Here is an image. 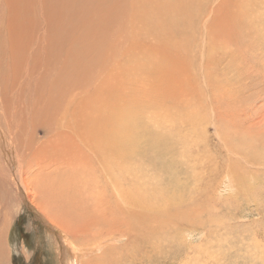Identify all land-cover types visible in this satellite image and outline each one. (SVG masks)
<instances>
[{
	"label": "rangeland",
	"instance_id": "374dc122",
	"mask_svg": "<svg viewBox=\"0 0 264 264\" xmlns=\"http://www.w3.org/2000/svg\"><path fill=\"white\" fill-rule=\"evenodd\" d=\"M10 1V15L15 12V24L20 22L24 30L28 29L27 39L30 36L36 38L45 31L46 15L41 0L39 3L19 0L17 4L22 6L16 11L13 0ZM154 1L162 3L163 8L160 5L152 8L149 0H138L140 5L133 8L137 0H128L129 5H118L119 10L114 11L116 18L123 21L132 17V23L130 20L122 28L115 25L108 30L113 39L119 36L116 40L121 41L115 54L112 49L107 56L118 85L117 89H112L111 99L126 103L129 98L132 104L130 115H127L128 134L131 131H135L131 136L143 131L145 135L147 131L155 132L152 138L163 135V143L167 140V144L174 146L171 151L163 152L165 165L161 180L154 179L149 170L139 172L148 181V187H143L145 190L156 187L170 190L172 182L180 183L175 191H164L152 199L164 203L165 199L174 196L173 206L179 203L180 207L175 212L177 218H184V212H187L184 223L180 221L175 231L172 224L157 233L148 228L149 232L145 229L133 231L122 225L123 210L114 207H108L110 211L93 209V218L74 223L57 210L62 204L56 195H50L48 199L39 196L34 201L24 191L23 199L11 205V200L6 197L7 191L11 190L8 184L2 189L4 193L0 192V233H3L5 249L0 264H60L57 235L68 248L77 251L92 245L98 237L112 233L120 234L124 239L92 255H87L89 248H86L83 258L76 260L77 264H264V0H185V7H180L179 12L168 5L169 1ZM174 3L176 5V0ZM50 7L51 3H48L44 10L50 11ZM57 10L55 16H51L52 21H64L65 17L58 13L60 7ZM142 16L144 20H140ZM95 25L101 24L96 22ZM49 26L53 28L50 22ZM115 30L117 33H113ZM16 31L17 26L13 28L15 35ZM84 33L85 37L89 36L86 27ZM75 34L84 37L77 30ZM123 37H126L124 41ZM154 51L160 58L166 57L167 63L164 59L162 64L152 60ZM33 52L34 47L30 46L25 55ZM80 54L88 55L86 51H80ZM37 60L41 62V57ZM90 68H84L83 77L85 71L91 73ZM28 87L33 88L31 82ZM96 93L102 95L99 84ZM35 97V94L31 95L30 104H35ZM190 109L197 113L205 111V114L201 113L206 119L203 126L196 124L193 129L191 118L183 114H189ZM35 119L37 123L38 119ZM113 125L120 124L113 121ZM3 126L0 121V130H4ZM214 128H220L221 135L217 136ZM171 130L181 134L179 143H172ZM34 131L37 138L49 136V140L50 135L55 134L53 131L44 136L37 128ZM5 134L2 133V139L6 143L1 140L0 152L5 156L2 155L0 161V173L7 171L3 165L17 167V158L23 171H28V182H41L39 177L42 175L37 169L28 170L24 165L20 150H24L25 142L30 140L37 146L34 135L22 136L20 149L14 145L10 150ZM228 150L242 155L243 161L229 157ZM247 153L252 156L247 158ZM195 160L198 165L194 164ZM119 166L118 158V169ZM228 168L234 173V181L229 190H224L222 184ZM250 168L254 170L247 172ZM6 171L2 174L6 175ZM250 172L252 175H248V179L246 175ZM176 176L178 181H175ZM98 180L105 182L106 178L101 176ZM79 184L83 188L89 186ZM102 189L114 192V186L110 184ZM66 202L67 195L63 198V203ZM193 202L197 206L190 211ZM126 216L130 214L126 212ZM131 246L138 249L127 251ZM71 259L68 257V264H75Z\"/></svg>",
	"mask_w": 264,
	"mask_h": 264
},
{
	"label": "bare ground",
	"instance_id": "6f19581e",
	"mask_svg": "<svg viewBox=\"0 0 264 264\" xmlns=\"http://www.w3.org/2000/svg\"><path fill=\"white\" fill-rule=\"evenodd\" d=\"M18 1L13 0L15 11L22 6L17 4ZM34 1L39 3V0ZM41 1L46 15L44 21L45 31L41 34L38 32L36 38L30 36V39H27L28 29L24 30L20 22L15 24V12H12V16L10 15L11 1L0 0V121L4 124V130H0V149L1 140L5 141V139H2V133L4 134V132L9 140L8 142H10L8 143L10 150L14 149L12 148L14 145L15 148L20 149L21 144L23 145L20 138L30 133L33 134L37 146L34 145L33 140L25 142L24 150L20 149L24 156L22 161L24 165H27L28 170L37 169V172L42 175L39 177L41 182H28L29 176H26L28 171H23L22 164L17 162L15 156L17 167H10V169L3 165L7 169V171L5 170L6 175L2 174L5 171L0 173L1 194L5 191L2 189L10 184L11 190L7 191L6 197L11 200V205H13V202L16 205L19 200L23 199L24 191L34 201L39 196L48 199L50 195H56L62 204V207L57 210L64 217H69L74 223H78L80 219L93 218V209L104 211L107 208L110 211L108 207H114L123 210L124 221L122 225L130 230L139 231L148 228L157 233L164 226L172 224V229L175 231L176 225L180 224V221H182L181 224L184 223L187 212H184V218H177L175 212H178L180 207L179 203L173 206L172 201L174 200L172 199L174 196L165 199L164 203L162 200L153 201L152 197L157 194L161 195L164 191H175L180 183L172 182L173 187L171 186L170 190L161 187L145 190L143 187H148V181L139 172L140 170H149L155 177L154 179L161 180L163 176L162 169L165 165L162 159L163 152L171 151L174 146L167 144V140L163 143V135L160 136L162 139L158 136L152 138L155 132L151 134L147 131L148 133L145 135L143 131L131 136L135 132L131 131L132 133L128 134L127 131H129L130 126L127 115H130L132 110L130 100L127 98L125 103L111 99L112 89H117L118 85L115 73L112 72L110 59L107 56L112 49V54H115V49L119 47L121 41L116 40L119 36L113 39L110 33L108 34V30L112 26L115 27V25L122 28L130 23V20L132 23V17L129 16L130 18L123 21L116 18L117 14L114 12L119 10L118 5L120 7L123 4L129 5L128 0H123V2L113 0L112 3H110L112 0H101V3L97 0ZM166 1H169L168 5L173 9L180 10L185 7L183 6L185 0H176L177 6L174 0ZM48 3H51L50 11L44 10L48 7ZM139 5L137 0L133 8H137ZM159 5L163 8L162 3L149 0V6L154 9ZM37 7L35 8L37 9ZM57 7H60L59 16L66 18H64V21L61 17V21H52L51 16H55L58 11ZM133 8L132 11L135 13ZM129 14H131L130 10ZM136 15L140 16L139 13ZM142 19L144 20V16L140 20ZM49 22L53 28L49 26ZM96 22L101 25H95ZM14 24L17 26V35L13 32ZM63 27L66 28L65 31ZM85 27L86 33H89L87 37L84 33ZM76 30L84 37L75 34ZM113 33H117V30ZM109 36L113 40H110ZM126 37H123L122 40L124 41ZM30 46L34 47L35 52L25 55ZM166 46L169 47V45ZM80 51H86L88 55L84 56L80 54ZM153 53L151 59L156 62L158 60V63H161L164 58L166 59L162 56L160 58L155 51ZM38 57H41V62L37 60ZM156 62L153 64L156 65ZM85 67H91V73L87 70L85 71L86 76L83 77L82 72H84ZM94 71H97V73L94 74ZM29 82L33 86L32 89L26 88ZM98 84L101 85V96L96 93ZM196 87L198 88V86ZM32 94L36 96L35 104L29 103ZM202 111L197 113L196 110L190 109L189 114L183 113L184 116L191 118L193 123H190L193 129L196 124L203 126L202 123H205L206 119L203 116L205 111L201 114ZM117 114L122 115L118 116ZM34 117L38 119L37 123H35ZM183 120L185 119L183 118ZM113 121L120 125H113ZM147 124L149 123L147 122ZM36 128L44 136L52 134L53 131H55V134L50 135V140L49 136L37 138L34 131ZM214 130H217V136L221 133L220 128H214ZM170 133V138L174 137L172 143L181 141V134L178 131L171 130ZM3 138L5 137L3 136ZM120 138L123 139V142L120 141ZM195 145L197 147V144ZM4 150L7 149L4 148ZM228 154L231 158L234 157L236 160L241 159L243 161L242 155L238 153L236 155L228 150ZM2 155L5 156L4 153ZM2 155L0 152V161ZM249 156L247 153L246 157ZM118 158L120 160L119 169L117 167ZM247 163L251 164L250 161ZM168 164L170 165L171 162L169 161ZM194 164H197V161ZM0 167L2 168L1 165ZM250 170L254 169L250 168L247 172ZM154 171L155 174H153ZM191 173L193 174V171ZM248 175L251 176V172L247 173L246 178H248ZM101 176L106 178L105 182L98 180V177ZM224 176L226 180L223 182L222 188L229 190L231 181L234 178L232 169L228 168ZM176 180L178 181L177 176L175 177ZM80 182L89 186L83 188L79 184ZM25 183L27 184L25 185ZM109 184L114 186L113 193L102 189V187H108ZM217 187L219 188V186ZM66 195L67 202L64 204L63 198ZM178 196L180 197V195ZM179 202L183 201L180 200ZM195 205L197 206L193 202L190 211L196 209ZM126 212L130 216H126ZM162 216H165V219ZM178 219L179 222L176 223ZM123 239L124 236L117 233H112L106 237L100 236L92 245L76 251L71 247L69 249L64 242L60 241V237L57 235V245L61 249L59 260L62 264H68L67 259L70 257L77 264L76 260L80 261L83 258V251L86 248H89L87 250L88 254H86L92 255L105 246L119 243ZM2 241L3 233H0L1 261L3 254L5 255ZM69 245L71 246L70 243ZM64 247L66 249L62 250ZM137 249V246H131L127 251Z\"/></svg>",
	"mask_w": 264,
	"mask_h": 264
}]
</instances>
